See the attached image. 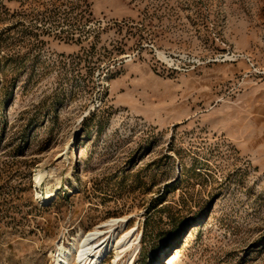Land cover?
Wrapping results in <instances>:
<instances>
[{"label": "rangeland", "instance_id": "rangeland-1", "mask_svg": "<svg viewBox=\"0 0 264 264\" xmlns=\"http://www.w3.org/2000/svg\"><path fill=\"white\" fill-rule=\"evenodd\" d=\"M122 217L100 264H264V0H0V264Z\"/></svg>", "mask_w": 264, "mask_h": 264}, {"label": "bare ground", "instance_id": "bare-ground-1", "mask_svg": "<svg viewBox=\"0 0 264 264\" xmlns=\"http://www.w3.org/2000/svg\"><path fill=\"white\" fill-rule=\"evenodd\" d=\"M32 186L36 189L40 186L37 175L33 178ZM50 194V190L46 194L40 193L43 201H48ZM102 227L108 229L107 235L101 231ZM135 240L134 231L126 229L124 217L111 218L87 232H78L67 245L57 242L53 264H100L107 253L112 251L119 256L128 248L131 252L128 261H132L139 247Z\"/></svg>", "mask_w": 264, "mask_h": 264}]
</instances>
